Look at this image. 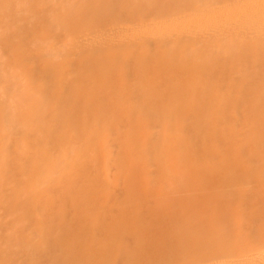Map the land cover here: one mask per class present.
<instances>
[{
  "label": "bare ground",
  "instance_id": "bare-ground-1",
  "mask_svg": "<svg viewBox=\"0 0 264 264\" xmlns=\"http://www.w3.org/2000/svg\"><path fill=\"white\" fill-rule=\"evenodd\" d=\"M0 264H264V0H0Z\"/></svg>",
  "mask_w": 264,
  "mask_h": 264
}]
</instances>
